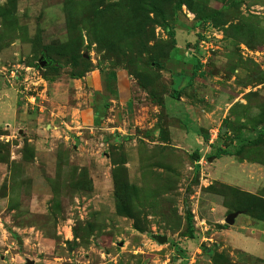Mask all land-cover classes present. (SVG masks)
I'll list each match as a JSON object with an SVG mask.
<instances>
[{"label": "rangeland", "instance_id": "obj_1", "mask_svg": "<svg viewBox=\"0 0 264 264\" xmlns=\"http://www.w3.org/2000/svg\"><path fill=\"white\" fill-rule=\"evenodd\" d=\"M7 86L0 264H264V0H0Z\"/></svg>", "mask_w": 264, "mask_h": 264}, {"label": "crops", "instance_id": "obj_2", "mask_svg": "<svg viewBox=\"0 0 264 264\" xmlns=\"http://www.w3.org/2000/svg\"><path fill=\"white\" fill-rule=\"evenodd\" d=\"M181 65V63H180ZM181 67V66H179ZM185 70L184 68H180L179 70H177L175 76L177 74H182L184 73ZM185 76H187V73H184ZM117 81L115 82L116 86L111 87L110 82H108L106 75L105 74H101L100 70L98 68H94L91 71H88L84 76H82V78H72L73 81H87L88 83L94 85V87L102 93V95L104 97H102V105H106L108 112H110V110H114V104L116 105V102H122V100L124 98H126L129 94L131 95L132 92H134L136 90V86L133 85L132 79L129 77L128 74H124V72H122L121 70H118L117 73ZM43 79V78H42ZM44 84H48L49 87L51 88V102L52 105L55 109L59 110V112H61L62 110H65L66 108H68V105L62 101H59L56 99L55 95H59L60 91L64 88L62 87V89H59L57 86H60V81L59 80H46L43 79ZM46 82V83H45ZM46 84V85H47ZM51 84V85H50ZM57 87V89H56ZM115 91V92H114ZM53 94V96H52ZM61 97H63V100H65L66 95L63 93L61 95ZM68 97V95H67ZM68 110H73L76 111L78 109H76V107L72 108V109H68ZM80 115L82 117V113L85 116V118L87 119V121L89 123L94 124L95 121V117L98 114V111L96 110V105L94 104V102L92 101L90 104H87L86 106H82L81 107V111L79 109ZM27 111L21 107L18 103V99H17V94L15 92V89L7 86L5 88H0V122H3V124L5 125H0V127H4V126H8V125H12L15 122H23L25 121L26 117L28 116ZM110 115H113L112 112L110 113ZM110 118V117H107ZM9 119H13V122H8ZM28 119V117H27ZM4 169V165L0 162V174L2 172V170ZM253 168H251L252 170ZM250 170V169H249ZM253 171H255L253 169ZM264 172V170H263ZM258 175V180L260 179L259 174ZM257 178V177H256ZM254 181H256V179H254ZM1 230V228H0ZM18 242H21V239L18 238Z\"/></svg>", "mask_w": 264, "mask_h": 264}, {"label": "water", "instance_id": "obj_3", "mask_svg": "<svg viewBox=\"0 0 264 264\" xmlns=\"http://www.w3.org/2000/svg\"><path fill=\"white\" fill-rule=\"evenodd\" d=\"M41 62V64L43 65V64H45V61H40ZM234 215H235V213H232V214H230L228 217H227V221L229 222V223H232L233 221H234ZM160 241H165L166 240V238L165 237H162V238H160L159 239ZM29 264H33L31 261H29Z\"/></svg>", "mask_w": 264, "mask_h": 264}, {"label": "trees", "instance_id": "obj_4", "mask_svg": "<svg viewBox=\"0 0 264 264\" xmlns=\"http://www.w3.org/2000/svg\"><path fill=\"white\" fill-rule=\"evenodd\" d=\"M76 78H77V77H76ZM173 96L177 98V97L179 96V92H176V93H175ZM222 153H223V154H226V153H227V151H225V150H223V151H222V150H220V152H219V154H218V155H220V154H222ZM197 157H199V156L197 155Z\"/></svg>", "mask_w": 264, "mask_h": 264}, {"label": "built area", "instance_id": "obj_5", "mask_svg": "<svg viewBox=\"0 0 264 264\" xmlns=\"http://www.w3.org/2000/svg\"><path fill=\"white\" fill-rule=\"evenodd\" d=\"M18 74H16V72H15V70H12L11 71V77H13V78H18Z\"/></svg>", "mask_w": 264, "mask_h": 264}]
</instances>
